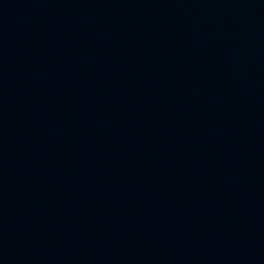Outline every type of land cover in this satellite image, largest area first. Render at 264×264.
<instances>
[{"label":"water","instance_id":"water-1","mask_svg":"<svg viewBox=\"0 0 264 264\" xmlns=\"http://www.w3.org/2000/svg\"><path fill=\"white\" fill-rule=\"evenodd\" d=\"M0 264H264V0H0Z\"/></svg>","mask_w":264,"mask_h":264}]
</instances>
